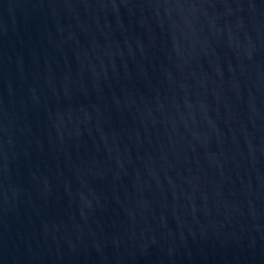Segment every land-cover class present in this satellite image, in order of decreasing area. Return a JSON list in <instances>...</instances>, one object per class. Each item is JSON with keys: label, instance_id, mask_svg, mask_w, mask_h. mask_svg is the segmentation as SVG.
I'll list each match as a JSON object with an SVG mask.
<instances>
[{"label": "water", "instance_id": "obj_1", "mask_svg": "<svg viewBox=\"0 0 264 264\" xmlns=\"http://www.w3.org/2000/svg\"><path fill=\"white\" fill-rule=\"evenodd\" d=\"M0 264H264V0H0Z\"/></svg>", "mask_w": 264, "mask_h": 264}]
</instances>
